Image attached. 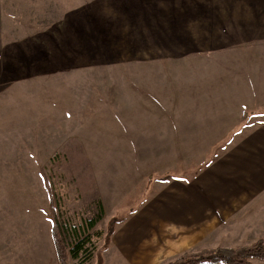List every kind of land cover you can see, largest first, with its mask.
I'll return each instance as SVG.
<instances>
[{"label": "rangeland", "instance_id": "1", "mask_svg": "<svg viewBox=\"0 0 264 264\" xmlns=\"http://www.w3.org/2000/svg\"><path fill=\"white\" fill-rule=\"evenodd\" d=\"M10 1L0 0V264H58L50 237L55 202L81 238L86 222L103 210L87 231L85 247L92 254L87 264L157 258L147 250L161 243L155 236L170 232L168 223L153 217L158 191L151 188L159 177H149L134 192L111 191L114 201L103 204L94 172L104 161L93 160L92 173L76 127L112 113L135 128L263 65L264 0H115L113 8L130 16L127 45L93 49L16 46L9 28L1 31ZM122 163L115 159L111 173H120ZM145 198L140 208L148 209L150 221L139 223L136 209ZM113 218L125 223L107 240ZM253 242L213 234L178 248V255ZM178 255L161 256L156 264Z\"/></svg>", "mask_w": 264, "mask_h": 264}, {"label": "crops", "instance_id": "2", "mask_svg": "<svg viewBox=\"0 0 264 264\" xmlns=\"http://www.w3.org/2000/svg\"><path fill=\"white\" fill-rule=\"evenodd\" d=\"M113 1L11 0L1 31L9 28V40L19 47L125 46L130 16L115 10ZM141 33L144 42L148 37L144 30ZM254 67L141 126L133 128L111 113L76 127L75 138L85 150L92 173L93 160L104 161L101 171L94 172L103 204L114 201L111 191L134 192L139 183L146 185L149 177H159L151 188L158 191L153 217L168 223L170 232L155 236L161 243H154L155 249L147 254L158 257L146 258L142 264L178 255V248L192 247L195 240L213 234L223 241L263 238L264 62ZM243 115L246 119L241 122ZM119 158L123 169L111 173L109 166ZM165 177L169 180H159ZM147 199L137 206L139 223L150 221L148 209L141 211Z\"/></svg>", "mask_w": 264, "mask_h": 264}, {"label": "trees", "instance_id": "3", "mask_svg": "<svg viewBox=\"0 0 264 264\" xmlns=\"http://www.w3.org/2000/svg\"><path fill=\"white\" fill-rule=\"evenodd\" d=\"M246 119L242 116L241 122ZM161 182L168 181L165 177ZM53 203L54 222L50 228V237L54 247L58 264H68V258L75 260V264H87L92 254L85 247L89 241L87 231L92 229L101 219L103 210L100 208L99 216L86 222V232L80 233L70 227L64 219V212L60 210V203ZM124 219L110 220L107 228V240L112 236L117 224H123ZM264 261V241L258 239L253 243L236 248L218 247L203 249L197 252H184L167 264H252V261Z\"/></svg>", "mask_w": 264, "mask_h": 264}]
</instances>
